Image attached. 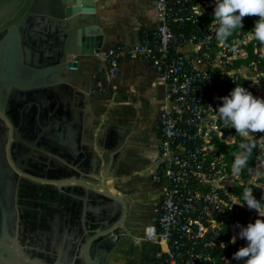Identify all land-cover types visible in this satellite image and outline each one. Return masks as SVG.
<instances>
[{
	"label": "built area",
	"instance_id": "obj_1",
	"mask_svg": "<svg viewBox=\"0 0 264 264\" xmlns=\"http://www.w3.org/2000/svg\"><path fill=\"white\" fill-rule=\"evenodd\" d=\"M215 2L155 0L157 26L133 46L120 45L103 53L110 76L126 55L154 65L166 86L158 169L153 174L154 181L166 185L156 208L158 221L147 228L145 239L161 247L167 264H218L210 249L220 242L224 220L242 210L250 211L251 219L259 216L240 206L244 202L236 191L250 182L242 170L233 174L234 161L229 164L225 153L238 136L259 141L258 135L240 136L224 125L216 111L222 106L221 90L227 80L244 78L255 97H264V69L248 73L245 62L234 67L235 61L247 59L253 29L239 31L235 39L220 44L215 35L218 25L212 24ZM254 51L262 57L264 45H256ZM258 62L248 67L256 69ZM240 241L234 223L231 243ZM224 261L231 263L229 258Z\"/></svg>",
	"mask_w": 264,
	"mask_h": 264
},
{
	"label": "water",
	"instance_id": "obj_2",
	"mask_svg": "<svg viewBox=\"0 0 264 264\" xmlns=\"http://www.w3.org/2000/svg\"><path fill=\"white\" fill-rule=\"evenodd\" d=\"M11 1L0 0V116L4 117H0V264H104L107 243L117 239L114 228L121 220V207L117 204L112 209L108 196L90 192L89 198L105 199L101 210H96L98 215L89 213L85 225L72 219L73 230L66 237L59 208H65L68 198L61 190L73 189L60 188L56 182L70 177L64 171L65 162L77 166L82 160L73 153L66 155L62 132L53 133L59 138L52 139L45 133L51 120L47 113L54 112L56 92L63 88L57 86L59 75L73 77L78 57L99 51L100 34L91 16L95 0H17L11 4V11L4 13ZM72 33L76 34L70 41ZM41 102L44 106L37 104ZM61 107L60 112L64 110ZM76 143L78 146L79 139ZM88 144L85 149H91L92 144ZM48 153H59V157ZM94 156L89 153L87 166ZM99 162L95 176L86 179L91 184H102L101 158ZM12 163L38 180L19 176ZM49 164L56 170L47 172ZM18 182L21 189L16 200ZM92 204L89 202L88 207ZM54 220L58 221L53 230L48 227Z\"/></svg>",
	"mask_w": 264,
	"mask_h": 264
},
{
	"label": "crops",
	"instance_id": "obj_3",
	"mask_svg": "<svg viewBox=\"0 0 264 264\" xmlns=\"http://www.w3.org/2000/svg\"><path fill=\"white\" fill-rule=\"evenodd\" d=\"M16 1H11L4 13H9L11 4ZM154 2L95 0V12L91 16H94V25L100 34L97 35L96 50L99 49L102 54L79 56V66L73 77L70 74L59 75L61 79L57 86L63 88L56 92L54 112L47 113V117L51 118L45 131L47 136L57 138L53 133L62 132L60 140L66 144V155L73 153L82 160L77 166L64 161V171L70 173V177L63 176L56 182L60 188L73 189L61 190L68 198L64 202L65 208H59L63 211L60 221L67 230L65 236L69 238L73 230L72 219L79 225H85L89 213L96 215V210H101L100 204L105 199L89 198L90 192L108 196L112 209L117 204L121 207V220L114 228L117 239L107 243L109 248L104 264H167L161 247L145 239L147 228L158 221L156 208L166 185L164 181L156 182L153 179L158 169L162 141L159 121L166 86L159 81L154 65L126 55L121 58L116 74L110 76L109 63L103 54L120 45H135L144 34L157 26ZM75 34L72 33L68 40L71 41ZM71 78L74 82L70 81ZM37 104L44 106V102ZM61 106L64 110L60 112ZM0 117L4 119L2 115ZM39 117L37 124L41 125ZM5 122L8 125L7 120ZM78 133L79 137L76 136ZM88 142L92 144L91 149L84 147L85 144L90 147ZM89 153L95 156L87 166ZM103 154L105 159H102ZM48 156L59 157V153H48ZM100 158L102 184H91L86 179L95 176ZM12 167L19 176L38 180L25 175L13 163ZM53 170L56 169L49 164L46 171ZM20 189L21 183L18 182L16 200L20 196ZM89 202L93 203L90 207ZM47 203L54 204L51 200ZM47 218L49 223L50 212ZM57 221L54 220V224H49L48 228L54 230ZM49 232L51 234L53 231Z\"/></svg>",
	"mask_w": 264,
	"mask_h": 264
},
{
	"label": "clouds",
	"instance_id": "obj_4",
	"mask_svg": "<svg viewBox=\"0 0 264 264\" xmlns=\"http://www.w3.org/2000/svg\"><path fill=\"white\" fill-rule=\"evenodd\" d=\"M202 15L203 13L200 16ZM246 17H258L249 34L264 44V0H216L212 24L218 25L215 31L217 41L225 44L237 30L243 29ZM216 112L224 125L234 129L240 136L264 135V99L255 97L244 87H235L230 95L223 97L222 106H219ZM253 147L254 145H241L244 151L234 160L232 165L234 175L247 167ZM242 199L244 203L240 206L246 205L259 216H264V203L256 199L251 190L245 189ZM239 238L246 241V246L235 252L233 259L243 260L244 264H264V218L241 227ZM236 239L233 236V244Z\"/></svg>",
	"mask_w": 264,
	"mask_h": 264
},
{
	"label": "trees",
	"instance_id": "obj_5",
	"mask_svg": "<svg viewBox=\"0 0 264 264\" xmlns=\"http://www.w3.org/2000/svg\"><path fill=\"white\" fill-rule=\"evenodd\" d=\"M258 20V17H246L243 21V29L237 30L231 38L235 39L237 36V33L240 31L242 34H245L250 29L254 28V25L256 21ZM262 46L264 44H261L259 41H257L255 38L252 39L247 47L248 50V57L245 61L237 60L234 62V67H239L242 62H245L246 66H250V63L254 60H258V66L256 69H251L247 66L246 71L254 72L255 70H262L264 69V54L262 57H260L257 53H255V46ZM264 81V79H263ZM244 87L248 91H250L252 94L254 93L253 89L248 86V80L244 78H240L238 80H227L226 85L222 88L221 94L225 97L230 95L231 91L234 90L235 87ZM264 99V97H262ZM241 145H249L253 146L252 153L248 159L247 167L242 169L243 176L247 177L249 173L256 167L258 161L264 166V153L260 154L259 146L260 142L256 140V138H241L237 137L235 142L232 146L226 147V156L229 164H231L234 159L237 157L238 154H240L244 149L241 148ZM260 184L252 185V186H242L239 190L236 191V194L240 197L241 201L242 199V193L245 189L251 190V192L254 194L256 199L261 200L262 203H264V176H262L259 179ZM251 212L247 210H242L239 214L229 216L224 220V228L221 231L220 236V242L217 243L215 247H212L210 249L211 255L216 258L218 261V264H225L224 258L231 259L230 264H239L243 262L237 261L233 259V255L235 252H237L241 247L246 246V241L244 239H241L239 244L233 245L231 243V226L232 224L236 223L237 230L240 231L241 227H246L249 223H254L256 219H251ZM264 218V217H263Z\"/></svg>",
	"mask_w": 264,
	"mask_h": 264
},
{
	"label": "rangeland",
	"instance_id": "obj_6",
	"mask_svg": "<svg viewBox=\"0 0 264 264\" xmlns=\"http://www.w3.org/2000/svg\"><path fill=\"white\" fill-rule=\"evenodd\" d=\"M262 78V84L264 85V76L261 77ZM254 134H250L249 136H252ZM258 135V140L260 142V146H259V152H261V154L264 153V135L262 134H256ZM264 176V166L258 161L256 167L249 173V175L247 176L248 181L250 182V186L252 185H256V184H260L259 183V179ZM253 182V184H252ZM252 184V185H251ZM264 216H258L256 218V216L254 217L255 219H259V218H263ZM239 264H244V261L239 263Z\"/></svg>",
	"mask_w": 264,
	"mask_h": 264
}]
</instances>
